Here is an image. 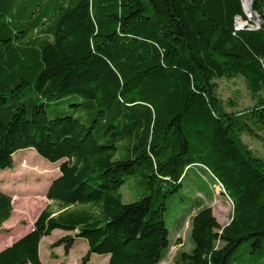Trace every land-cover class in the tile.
<instances>
[{"label": "trees", "instance_id": "trees-1", "mask_svg": "<svg viewBox=\"0 0 264 264\" xmlns=\"http://www.w3.org/2000/svg\"><path fill=\"white\" fill-rule=\"evenodd\" d=\"M242 4L0 0V171L24 149L61 162L45 194L52 205L0 264H40L39 243L54 230L66 234L49 245L53 259L81 238L80 264L93 254L159 264L171 245L166 199L197 167L230 200V220L221 227L201 202L193 248L173 264H264V158L241 139L264 134V26L254 29ZM253 12L264 21V0ZM231 78L252 107L227 110L215 81ZM130 180L145 195L123 204ZM12 210L0 191V232Z\"/></svg>", "mask_w": 264, "mask_h": 264}, {"label": "rangeland", "instance_id": "rangeland-1", "mask_svg": "<svg viewBox=\"0 0 264 264\" xmlns=\"http://www.w3.org/2000/svg\"><path fill=\"white\" fill-rule=\"evenodd\" d=\"M247 3L248 0H243L244 9H246ZM244 23L237 19V28L244 26ZM215 82L217 94L220 99L226 102L227 110L240 111L252 107L253 101L242 79H220ZM256 131L259 137L243 133L241 139L256 156L264 158V142L262 140L264 134L258 129ZM23 159L28 163L26 169L20 167ZM12 160L11 169L0 171V191L10 196L13 208L8 224L0 232V243L3 245H9L29 232L39 213L46 206L52 205L51 201L46 199L45 194L51 181L58 176V166L61 163H50L38 156L33 149L15 152L12 155ZM33 166H36L34 171L31 170ZM221 191L220 186L216 185L202 168H190L179 188L166 199L164 224L171 245L165 260L159 264H173V256L178 249L190 252L193 248L190 238V219L192 212L196 211L201 202L208 203L220 226L229 220L232 204ZM119 193L123 204L134 202L145 195V192L136 187L132 180L123 184ZM183 222L184 224L178 232V228ZM65 234L66 232L62 230H54L49 236L42 239L40 247L42 264H80L81 258L87 251V243L81 238L74 240L67 255L63 254L62 247H58L53 250L57 258L53 259L49 256V245ZM177 241H180V245H177ZM107 262V255L93 254L87 264H107Z\"/></svg>", "mask_w": 264, "mask_h": 264}, {"label": "water", "instance_id": "water-1", "mask_svg": "<svg viewBox=\"0 0 264 264\" xmlns=\"http://www.w3.org/2000/svg\"><path fill=\"white\" fill-rule=\"evenodd\" d=\"M240 1H241V4H242V0H240ZM253 3H254V0H249V3L247 5L246 10H244V8H243V11H244V14H245L248 22L251 23L254 26V29H258L261 26H264V21L261 20L260 17L257 16L253 12ZM242 7H243V4H242ZM237 19H239V18H237ZM245 25H247V22L244 23V26ZM238 28L241 29V28H243V26H238Z\"/></svg>", "mask_w": 264, "mask_h": 264}, {"label": "crops", "instance_id": "crops-1", "mask_svg": "<svg viewBox=\"0 0 264 264\" xmlns=\"http://www.w3.org/2000/svg\"><path fill=\"white\" fill-rule=\"evenodd\" d=\"M205 205H206V202H205ZM11 217V216H10ZM10 219V218H9ZM229 220H230V218H229ZM229 220L224 224V225H222L221 227H223V226H225L228 222H229ZM8 221L9 220H7L6 222H4L3 224H2V227L1 228H3L4 226H6V224H8ZM28 233V232H27ZM26 234V233H25ZM42 241V240H41ZM41 241H40V243H39V246H38V256H39V261H40V264H42L41 263V260H40V247H41ZM178 242V241H177ZM12 243H10L9 245H3L2 243H0V251L1 250H3V249H5L6 247H8V246H10ZM177 245H180V244H177Z\"/></svg>", "mask_w": 264, "mask_h": 264}, {"label": "bare ground", "instance_id": "bare-ground-1", "mask_svg": "<svg viewBox=\"0 0 264 264\" xmlns=\"http://www.w3.org/2000/svg\"><path fill=\"white\" fill-rule=\"evenodd\" d=\"M248 3H249V0H248ZM248 3H247V5H248ZM244 8V7H243ZM245 8H247V7H245ZM244 10H246V9H244ZM27 165H28V163H27V161L26 160H22L21 161V163H20V167H21V169H26L27 168ZM36 166H33L32 168H31V170L32 171H34L36 168H35Z\"/></svg>", "mask_w": 264, "mask_h": 264}]
</instances>
